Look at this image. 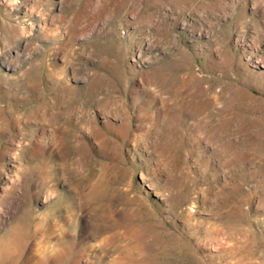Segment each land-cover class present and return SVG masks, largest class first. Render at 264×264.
<instances>
[{"label":"rangeland","instance_id":"1","mask_svg":"<svg viewBox=\"0 0 264 264\" xmlns=\"http://www.w3.org/2000/svg\"><path fill=\"white\" fill-rule=\"evenodd\" d=\"M0 264H264V0H0Z\"/></svg>","mask_w":264,"mask_h":264},{"label":"bare ground","instance_id":"2","mask_svg":"<svg viewBox=\"0 0 264 264\" xmlns=\"http://www.w3.org/2000/svg\"><path fill=\"white\" fill-rule=\"evenodd\" d=\"M4 47H5V46H4ZM5 59H6V60H9V59H7V57H5Z\"/></svg>","mask_w":264,"mask_h":264}]
</instances>
